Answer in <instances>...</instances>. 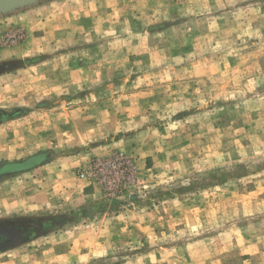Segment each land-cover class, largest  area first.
<instances>
[{
  "label": "rangeland",
  "instance_id": "rangeland-1",
  "mask_svg": "<svg viewBox=\"0 0 264 264\" xmlns=\"http://www.w3.org/2000/svg\"><path fill=\"white\" fill-rule=\"evenodd\" d=\"M0 264H264V0L0 10Z\"/></svg>",
  "mask_w": 264,
  "mask_h": 264
},
{
  "label": "flooded vegetation",
  "instance_id": "flooded-vegetation-1",
  "mask_svg": "<svg viewBox=\"0 0 264 264\" xmlns=\"http://www.w3.org/2000/svg\"><path fill=\"white\" fill-rule=\"evenodd\" d=\"M5 114L0 112V118H4ZM39 157L30 158L23 164L5 163L0 164V173H13L19 170H25L28 163L37 162ZM43 229V225L38 226L33 220H3L0 221V256L5 255L17 248L18 246L33 240L37 233Z\"/></svg>",
  "mask_w": 264,
  "mask_h": 264
},
{
  "label": "water",
  "instance_id": "water-1",
  "mask_svg": "<svg viewBox=\"0 0 264 264\" xmlns=\"http://www.w3.org/2000/svg\"><path fill=\"white\" fill-rule=\"evenodd\" d=\"M18 2V0H0V10L6 9L9 6H13L14 4H16ZM18 66L17 63H8V64H4V65H0V73H2L5 70H11L14 69ZM29 160V159H28ZM28 160H24L22 162H19L18 164H23L25 162H27ZM21 171V170H19ZM19 171L13 172V173H6V172H2L0 173V179L5 178L7 176H10L12 174H15Z\"/></svg>",
  "mask_w": 264,
  "mask_h": 264
},
{
  "label": "crops",
  "instance_id": "crops-1",
  "mask_svg": "<svg viewBox=\"0 0 264 264\" xmlns=\"http://www.w3.org/2000/svg\"><path fill=\"white\" fill-rule=\"evenodd\" d=\"M14 163H19V162H14ZM9 164H12L11 162Z\"/></svg>",
  "mask_w": 264,
  "mask_h": 264
}]
</instances>
